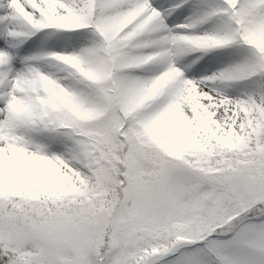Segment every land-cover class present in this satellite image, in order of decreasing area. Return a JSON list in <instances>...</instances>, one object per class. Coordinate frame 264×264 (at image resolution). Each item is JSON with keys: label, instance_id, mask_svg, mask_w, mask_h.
<instances>
[{"label": "snow or ice", "instance_id": "obj_1", "mask_svg": "<svg viewBox=\"0 0 264 264\" xmlns=\"http://www.w3.org/2000/svg\"><path fill=\"white\" fill-rule=\"evenodd\" d=\"M0 264H264V0H0Z\"/></svg>", "mask_w": 264, "mask_h": 264}]
</instances>
